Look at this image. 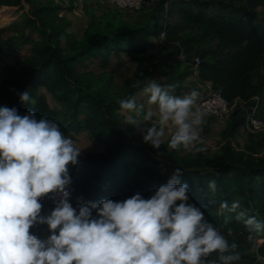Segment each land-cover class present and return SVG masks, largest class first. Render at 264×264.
<instances>
[{
  "label": "trees",
  "instance_id": "1",
  "mask_svg": "<svg viewBox=\"0 0 264 264\" xmlns=\"http://www.w3.org/2000/svg\"><path fill=\"white\" fill-rule=\"evenodd\" d=\"M22 1L29 5L30 12L24 13L22 20L29 30L19 37L0 40V56L19 52L18 44L22 42L30 45V52L6 65L7 77L0 83V106H14L21 115L34 111L38 119L55 120L64 135L87 131L103 145L102 152H89L76 165H69V199L73 206L77 197L123 200L139 192L147 198L176 168H182V180L189 185L191 201L202 207L206 219L220 228L229 243L234 241L238 245L235 251L241 259L233 264H263L259 258L264 259V240L259 239L264 236L236 219V212L244 210L248 216L264 221V132L248 133L247 142L240 147L236 146L235 134L244 125V109L258 104L257 100L263 97L264 19L254 24L243 16L208 13L204 1H181L176 28L166 18L173 0H155L142 25L121 28L120 24L91 22L78 39L67 31L70 21L63 14L72 5H63L60 0H0V6L22 9ZM248 3L264 8V0ZM180 27L198 30V38L180 37ZM161 32L165 33V41H161L163 50L151 56L144 41L149 37L158 39ZM210 40H216V44L209 58L206 51H198L200 78L221 88L229 102L242 100L243 108L236 104L220 133L221 144L214 152L205 151L203 135L199 152L171 149L168 142L153 148L143 140V135L123 125L120 100L142 92L156 69L168 72L171 81L164 82L165 85L181 89V82L192 73L194 59L189 55L196 54L198 41ZM113 49L127 53L135 62L133 73L117 94L101 86L93 88L92 80L85 78L91 71L78 72L88 60V67L96 61L104 66ZM181 53L185 55L183 61ZM42 89L59 107L49 105ZM22 91L29 93L31 102L19 99ZM205 131L207 128L202 127ZM213 179L215 192L208 187ZM236 200L240 202L236 212L220 208L222 201L231 206ZM41 203L42 213L54 206L47 196L41 198ZM30 231L37 236L47 234L46 225L31 227ZM251 248L254 249L250 251ZM216 259L215 252L205 258Z\"/></svg>",
  "mask_w": 264,
  "mask_h": 264
},
{
  "label": "clouds",
  "instance_id": "2",
  "mask_svg": "<svg viewBox=\"0 0 264 264\" xmlns=\"http://www.w3.org/2000/svg\"><path fill=\"white\" fill-rule=\"evenodd\" d=\"M174 89L149 78L142 94L150 107L145 110L134 97L120 100L123 122L142 126L143 140L153 148L164 145L170 129L169 148L199 152L207 112L198 106L197 89L184 95ZM18 95L31 102L27 91ZM84 147L64 135L55 120L0 106V264H233L241 259L238 245L191 201L182 168L147 198L139 192L123 200L77 197L73 206L69 165L78 163ZM208 187L215 192L216 181ZM45 196L54 206L42 213ZM239 207L238 200L220 204L230 212ZM236 219L251 231H264V221L244 210ZM38 225H46V235L30 231ZM213 252L217 259L206 261Z\"/></svg>",
  "mask_w": 264,
  "mask_h": 264
},
{
  "label": "rangeland",
  "instance_id": "3",
  "mask_svg": "<svg viewBox=\"0 0 264 264\" xmlns=\"http://www.w3.org/2000/svg\"><path fill=\"white\" fill-rule=\"evenodd\" d=\"M193 2L196 0H173V3L170 7V13L167 20L170 23L176 25V28L179 26V15L177 13V8L180 2ZM204 1L207 4L208 13H217L222 12L225 15H236L243 16L246 20H249L251 23H260L264 19V8L261 6L251 7L249 6L248 0H198ZM155 0L146 1L139 9H119L116 8L104 0H86V3L83 0H62L64 5H72L70 8L63 10V14L67 16L70 21V30L75 35L76 38L80 39L83 36L84 30L88 27L91 22L111 24H120L121 28H126L129 26H138L142 25V22L146 18L147 14L153 9ZM24 8L20 9L19 6H0V40L5 38H16L22 34H25L29 28H24L22 21L24 18V13H28L29 5L25 1L21 3ZM191 5V4H190ZM192 6V5H191ZM193 7V6H192ZM177 34L180 37L195 36L198 38V30H190L188 27H180ZM146 46L147 53L151 56H156L158 52L163 50V44L159 39L149 37L144 41ZM216 40H210L206 43H198L195 45L194 50H197L196 54L193 53L189 56L191 60L195 59L198 56V51L204 50L208 53L206 58H209L212 55V48L215 46ZM20 47L17 49L19 52L14 53H4L0 56V83L5 80L7 77V72L5 70L6 65L13 64L18 58H25L30 52V45L19 43ZM184 54H180L181 61H183ZM193 57V59H192ZM108 61L104 62V66L95 65L93 67H88L90 61H86L85 66H80L78 72L83 70H89L92 74H86L85 78L92 80L93 88L101 86L110 93L117 94L126 84V80L134 71L135 62L131 59L127 53L120 52L116 50H111L107 56ZM102 63V62H101ZM95 64H99L96 61ZM182 68V66H181ZM180 68V69H181ZM264 71V70H263ZM81 75V74H80ZM149 78H156L158 83L165 85L164 82H170L171 79L167 71L163 69H156L152 71V74ZM147 79V81L149 80ZM181 89L175 90L174 94L184 95L190 92L192 89H197L198 92L201 90L202 83L196 82L189 75L186 80L181 82ZM44 96L46 97L49 105L51 107H59V104L56 100L45 90L42 89ZM137 103H143L145 105V110L150 107L147 104V96L143 95L140 92H137L134 95ZM257 112L256 115L264 123V90L263 97L261 100H257ZM155 107V106H151ZM122 122L125 120V114L122 113L121 109L119 110ZM123 125L136 133L144 135L142 126H134L131 123L123 122ZM202 127L207 128V131L200 133L204 136V147L206 152H214L219 146L221 137L220 131L224 128V125L221 124L215 125L214 119L211 117H206L205 123ZM170 129L166 130L165 136L162 138L164 142H168L170 138ZM247 129L245 127L238 128L235 134L236 146H243L247 142L248 138ZM255 133V132H254ZM66 136L72 137L77 141L79 146H85L82 148L78 159L84 157L89 152H102L104 147L101 143L93 139L87 131H81L80 133H67ZM187 150L183 149V152ZM263 153V151L261 152ZM261 236H264L263 232H259ZM264 240L263 237L259 239V242ZM254 248H251L252 251ZM260 261L264 264V259L259 258Z\"/></svg>",
  "mask_w": 264,
  "mask_h": 264
},
{
  "label": "built area",
  "instance_id": "4",
  "mask_svg": "<svg viewBox=\"0 0 264 264\" xmlns=\"http://www.w3.org/2000/svg\"><path fill=\"white\" fill-rule=\"evenodd\" d=\"M104 1L119 9H139L144 4V0ZM158 39L162 42L165 41V33L161 32ZM199 63V57H196L191 64V75L196 82L202 83L198 97V106L207 112L206 117L213 118L225 127L230 120L231 113L234 110L236 104H239L243 108L244 102L240 99H236L234 102H229L224 97L221 88L213 86L212 82L209 80L202 81L198 71ZM257 107V104H254L253 106L249 107V109H244L245 122L242 127H245V129H247V131L250 133L264 132V123L256 115Z\"/></svg>",
  "mask_w": 264,
  "mask_h": 264
},
{
  "label": "crops",
  "instance_id": "5",
  "mask_svg": "<svg viewBox=\"0 0 264 264\" xmlns=\"http://www.w3.org/2000/svg\"><path fill=\"white\" fill-rule=\"evenodd\" d=\"M85 3H86V0H83ZM60 2H61V4H62V0H60ZM64 5V4H63ZM71 5V4H70ZM67 6H69V5H67ZM64 12V11H63ZM67 31L68 32H71V30H70V26L67 28ZM72 33V32H71ZM90 61V63H91V60H89ZM96 62H93L92 64H94L93 66H95V65H97V64H95ZM93 66H90V67H93ZM192 78H193V76L191 75V74H189ZM189 75H187L185 78H184V80H186V78L189 76ZM193 80H194V78H193ZM200 92V91H199ZM140 93H142V92H140ZM214 123H215V125H219V126H221V124L218 122V121H216V120H214ZM222 130H223V128H222ZM221 130V131H222ZM221 131H220V133H221Z\"/></svg>",
  "mask_w": 264,
  "mask_h": 264
}]
</instances>
